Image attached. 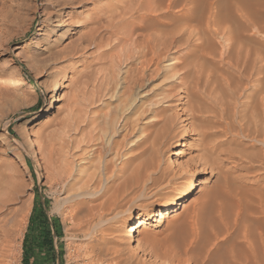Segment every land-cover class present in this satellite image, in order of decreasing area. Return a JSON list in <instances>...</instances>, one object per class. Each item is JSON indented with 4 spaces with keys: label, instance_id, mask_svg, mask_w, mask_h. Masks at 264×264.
Instances as JSON below:
<instances>
[{
    "label": "rangeland",
    "instance_id": "obj_1",
    "mask_svg": "<svg viewBox=\"0 0 264 264\" xmlns=\"http://www.w3.org/2000/svg\"><path fill=\"white\" fill-rule=\"evenodd\" d=\"M144 1L89 0L86 7L60 10L53 0H0V171L11 176L14 188L0 208V264H160L166 261V246L182 248L197 232L200 245L212 230L221 229V207L232 215L237 193L246 197L244 218L255 236L259 230L264 232V0ZM169 1L166 12L163 5ZM144 7L157 14L143 18L148 12ZM242 8L250 10V16L243 15ZM70 12L91 18L89 28L80 24V33L91 28L97 43L68 51L80 37V33L68 35L77 24L72 19L63 37L56 40L54 26ZM155 32L174 38L175 46L168 53L162 50L169 57L163 58L159 73L140 71L146 36ZM70 59L75 66L65 73ZM172 60L178 62L170 65ZM56 81L62 89L51 115L27 124L30 112L43 108L51 98ZM186 88L194 90L190 100L200 110L197 115L189 114L188 101L183 104ZM172 98L175 105L168 111L177 120L159 141L154 168L142 167L127 181L133 174L128 169L139 162L133 158L148 127L160 120L166 100ZM186 114L189 122L184 125L181 118ZM117 120L123 130H114ZM25 126L33 142L23 133ZM2 132L21 146L25 143V148L10 149ZM183 134L178 162L184 164L190 155L194 159L191 170L181 174L169 157ZM32 145L37 158L31 153ZM50 145L62 150L47 161L41 153ZM92 148L89 160L93 162L84 165L80 160ZM66 157L74 180L65 178L67 166L61 161ZM193 171L201 184L198 192L178 213H167L162 226L156 227L152 220L145 225L149 229L141 226L137 238L147 250L129 259L128 251L122 250L125 244L114 238L116 220L128 225L130 212L148 217L150 210L188 187ZM115 192L117 205L109 211L115 221L109 226L93 208ZM240 232H233L228 242L216 248L208 264L243 263L250 247L241 241ZM150 233L163 248H155L159 259L147 243Z\"/></svg>",
    "mask_w": 264,
    "mask_h": 264
},
{
    "label": "bare ground",
    "instance_id": "obj_2",
    "mask_svg": "<svg viewBox=\"0 0 264 264\" xmlns=\"http://www.w3.org/2000/svg\"><path fill=\"white\" fill-rule=\"evenodd\" d=\"M89 0H53V2L55 4H57L58 6H61V8H59L60 10H63L64 8H69L70 6L72 7H76V6H84L86 7V3L88 2ZM147 1V0H145ZM144 1V2H145ZM164 1V0H163ZM172 1V0H171ZM158 2V1H157ZM250 2V1H249ZM147 3V2H146ZM155 3V2H154ZM134 4V3H133ZM213 4V3H212ZM233 4V3H232ZM235 4V3H234ZM240 4V3H239ZM246 4H247V1H246ZM142 6L140 7H143L144 4H141ZM173 5V4H172ZM238 5V4H237ZM241 5V4H240ZM148 6H151L148 4ZM146 5V7H148ZM161 6V5H160ZM165 6L164 8H166V10H163V11H166V12H169V9L171 7V3L169 1V3H167L166 5H163ZM218 6V5H217ZM239 6V5H238ZM249 6V5H247ZM153 7V6H152ZM158 7V5H157ZM235 7V5L233 6ZM136 8V7H134ZM151 8V7H150ZM150 8H145L146 9L145 11H148L146 12L144 15H143V18H148V17H151L152 18V15H155L157 13H154V11H150ZM239 8H241L239 6ZM138 9V7L136 8ZM135 9V10H136ZM143 8H139V10ZM143 9V10H144ZM157 9V8H156ZM238 9V7H237ZM245 12H243L244 14L243 15H246V16H250V14H247L249 13L248 10L246 12V9L242 8ZM249 9V7H248ZM138 11V10H137ZM140 13V12H139ZM246 13V14H245ZM61 15V14H60ZM67 15V14H66ZM69 15V14H68ZM122 15V14H121ZM65 16V15H64ZM119 16V14H118ZM140 16V15H139ZM211 16V15H210ZM230 16V15H229ZM66 17V16H65ZM54 18V17H53ZM52 18V19H53ZM160 18V17H159ZM250 19V17H248ZM52 19L50 21H52ZM56 19V18H55ZM74 20V22H77L76 24V27H72L69 31H68V35H73V34H79L81 32V29L79 28V26L82 25V27H86V28H89L90 27V23H91V18H86V17H82V15L80 13H77V12H73L71 13L70 12V15L68 16V18H66L65 20L63 18H60V20L58 19V22L57 24H55L54 26V31L56 32V40H59L63 37V33L68 29V27L71 25V21ZM209 19V18H208ZM245 19V18H244ZM220 21V19H219ZM84 22V23H83ZM249 22V21H248ZM52 23V22H50ZM135 23V22H134ZM145 23V22H144ZM220 23V22H219ZM81 24V25H80ZM168 24V23H167ZM208 24V23H207ZM214 24V23H213ZM248 24V23H247ZM134 25V24H133ZM165 25V24H164ZM215 25V24H214ZM217 25V24H216ZM141 26H143V24H141ZM140 26V28H141ZM146 26V25H145ZM150 26V25H149ZM249 26V25H248ZM144 27V26H143ZM217 27V26H216ZM247 27V26H246ZM93 28V27H92ZM245 28V27H244ZM221 29V28H220ZM247 29V28H246ZM249 29V28H248ZM140 30V29H139ZM180 31V30H178ZM230 31V30H229ZM228 31V33H229ZM213 32V31H212ZM220 32V31H219ZM231 32V31H230ZM97 33V32H96ZM115 33V32H113ZM140 35H142V32H140ZM151 33V32H150ZM145 34L147 35L146 36V44L145 46H143V50L141 52V55H140V71H145V70H152V72H158V70H160V67H161V62L163 61V58L166 57V53L165 51L167 52L169 49H171L172 47V44H173V40L174 38H172L171 36H168L167 35L165 36L164 34ZM164 33V32H163ZM166 33V32H165ZM227 33V32H226ZM225 33V34H226ZM227 33V34H228ZM168 34V33H167ZM224 34V33H223ZM231 34V33H230ZM229 34V35H230ZM127 35V34H126ZM125 35V36H126ZM137 35H139L137 33ZM144 35V37H145ZM162 35V36H161ZM182 36V35H181ZM228 36V35H227ZM128 37V36H127ZM133 37V36H131ZM137 37V36H136ZM141 37V36H140ZM228 37H231V36H228ZM232 37H233V33H232ZM126 38V37H124ZM130 37H128L129 39ZM138 38V37H137ZM235 38V37H234ZM233 38V39H234ZM131 39V38H130ZM232 39V38H231ZM78 41L74 42L73 44L71 43V46L68 47V51H72V50H77L79 49V45L80 46H83L86 47L84 44L85 43H97V40H96V35H95V32L94 30L92 31V29H87V31L84 33V34H81L80 33V37L77 39ZM123 40V38H122ZM126 40V39H125ZM179 41V40H178ZM136 42V40H135ZM138 42V41H137ZM177 42V41H176ZM233 42V41H232ZM140 43V42H139ZM87 44V45H88ZM250 44V43H249ZM248 44V46H249ZM134 45V44H133ZM138 45V44H137ZM174 45V44H173ZM141 46V45H140ZM175 46V45H174ZM233 46V45H232ZM231 46V47H232ZM82 48V49H83ZM137 48V47H136ZM141 48V47H140ZM145 48V49H144ZM233 48V47H232ZM163 49H165V51H162ZM248 49V48H247ZM251 49V48H250ZM141 50V49H140ZM169 52V51H168ZM167 52V53H168ZM238 52V51H237ZM247 52V51H246ZM251 52V50H250ZM249 53V51H248ZM238 54V53H237ZM252 54V53H251ZM73 56V55H71ZM168 56V55H167ZM188 56V55H187ZM238 56V55H237ZM250 56V55H249ZM248 55L246 57H249ZM169 57V56H168ZM240 56H238L239 58ZM251 57V56H250ZM249 57L248 60H250L251 58ZM247 61V59H246ZM251 61L253 62V59H251ZM250 61V63H252ZM178 62V60H172L170 62V65H175L176 63ZM236 63V62H235ZM238 63V62H237ZM239 63H240V60H239ZM246 65V63H245ZM249 65V64H248ZM75 66V61L74 59H70L68 64L66 66H64V72H68V71H71L73 69V67ZM237 66V65H236ZM252 66V64H251ZM250 66V67H251ZM235 67V66H234ZM239 67V66H238ZM237 67V68H238ZM189 69V68H188ZM235 69V68H234ZM243 69V68H242ZM251 69V68H250ZM253 70V69H252ZM138 71V70H137ZM185 71V70H184ZM198 71V70H197ZM247 71V70H246ZM159 73V72H158ZM197 73V72H196ZM133 74V73H132ZM141 74V73H139ZM138 74V77L141 76ZM253 74V73H252ZM195 77V76H194ZM251 77V75H250ZM200 78V77H199ZM198 78V79H199ZM134 79V78H133ZM136 79V78H135ZM129 80V79H128ZM137 80V79H136ZM139 80V79H138ZM250 80V79H249ZM148 81V80H146ZM185 81V80H184ZM132 82V81H131ZM130 82V84H131ZM251 82V81H250ZM206 83V82H205ZM184 84V83H183ZM195 86V85H194ZM185 87V86H184ZM200 87V86H199ZM207 87V86H206ZM175 88V86H174ZM194 88V87H193ZM62 89V86H61V82H58L56 81V83L54 84V88L51 92V98L46 102V105L43 107V108H39V109H36V111H33V112H30V114L32 115L31 117L27 118L25 121L27 122V124H32L36 118H43V117H46L48 115H51V113L53 112L57 102L60 100L58 94H59V91ZM171 89V88H169ZM187 89V88H186ZM192 88H190L191 90ZM212 89V88H211ZM190 90H186L185 93H187L186 95L185 94H182V98L183 99H187L183 102V104L187 103V101L190 103V107L188 109L189 111V114L190 115H194V112H195V115L196 112L200 111L195 105H193L191 103V96L193 95L192 92H190ZM170 91V90H169ZM196 91V90H195ZM165 93V92H163ZM196 92H194L195 94ZM204 95V94H203ZM214 94H212V97H213ZM262 95V94H261ZM198 97V95H197ZM201 97V96H200ZM167 98V97H166ZM180 98V97H179ZM214 98V97H213ZM217 98V97H216ZM194 99V98H193ZM210 99V97H209ZM166 106L167 107H164V109H162V117L160 118V120H158L156 123L154 124H151L152 126L148 127V132L146 133V135L144 136V141L139 145V152L137 154H135L134 156V160H139L138 164L136 165V167H130L128 169L131 170L133 172L132 175H129V177H127V181L131 178L134 177V173L137 174L139 173V171L141 170L142 167H145L146 169L147 168H154L155 164L153 163L154 162V159L156 158V156L159 155V151L160 149L157 148V146H159V141L162 140L165 135L167 133H169L176 120H177V117L174 116L172 113H169L168 110H171V108L175 105L174 103V100L173 98L172 99H168L166 100ZM193 103H196V102H193ZM262 103H263V100H262ZM216 104V103H215ZM130 105V104H129ZM198 105V104H196ZM263 106H264V103H263ZM169 107V108H168ZM184 107V106H183ZM199 107V106H198ZM182 109V107L180 108ZM184 109L187 110V107H185ZM159 110V109H158ZM185 111V110H184ZM250 111V110H249ZM253 111V110H252ZM263 111H264V108H263ZM158 112V111H157ZM186 112V111H185ZM145 113V112H144ZM174 113V112H173ZM29 114V115H30ZM155 114V113H154ZM189 114H186L185 116H183L181 118V122L182 124H187L189 122ZM143 116V114H142ZM141 116V117H142ZM138 117V116H137ZM136 117V118H137ZM120 118V117H119ZM158 118V117H157ZM121 120V118L119 119ZM263 120V119H262ZM123 121V120H122ZM139 121V120H138ZM120 121L117 120L116 124L117 125H114L115 128L114 130L115 131H118L119 129L121 130L122 128H120L121 124H119ZM128 126V125H127ZM128 128V127H127ZM132 128L134 129V126H132ZM131 128V129H132ZM28 126H25L24 129H23V133H25L27 135V138H28V142H33L32 139H31V135L29 133V130H28ZM123 130V129H122ZM135 130V129H134ZM95 131V130H94ZM93 131V132H94ZM128 131V130H127ZM130 131V129H129ZM133 131V130H132ZM202 131V130H201ZM202 133V132H201ZM1 138L3 139L4 143L10 147V149H16L17 147H20L21 145H19V143H17V140L11 136L10 134H7L5 132H2L1 133ZM119 134V133H118ZM130 135V134H129ZM123 136H127V134L123 135ZM122 138V137H121ZM186 138V134H183V136L181 137V139H179V141L177 142L176 146H175V149H173L172 153H171V156L169 157V162H172V161H175L179 166V172L182 174V173H185L186 171H189L191 170V161L193 158V155H190L189 157H187V159L185 160L184 164H180L178 162V159L181 155V152H182V149H180L179 147L180 146H183V140ZM62 139V138H61ZM60 139V140H61ZM93 139V138H92ZM109 139V138H108ZM52 140V139H51ZM127 140V139H126ZM201 142V141H200ZM209 142V141H208ZM106 143V142H105ZM110 143V142H109ZM107 144V143H106ZM102 145V144H101ZM25 148V143L22 144L21 147ZM65 146V145H64ZM108 146V145H107ZM206 146V145H205ZM20 147V148H21ZM58 147V146H57ZM93 147V146H92ZM32 150H31V153L33 151L34 155H35V158L39 157V153L38 151H36L35 147L32 145ZM19 149V148H18ZM23 149V148H22ZM116 149V148H115ZM212 149V148H211ZM44 150V149H43ZM62 150V148L60 149H55L53 146H47L46 148V152H42V156L44 159H47V161H49L52 157H53V154H55V152H60ZM120 150V149H119ZM41 151V150H40ZM91 153L90 155H88V157H86L85 159H82L80 161H82V163L84 165H88V164H92L93 160L90 161V156L92 154H94V151H93V148L91 149ZM219 151H222V150H219ZM188 153V152H187ZM58 154V153H57ZM203 154V153H202ZM64 155V154H63ZM57 157V156H56ZM159 157V156H158ZM208 158V157H207ZM206 158V159H207ZM62 159H65V158H62ZM143 159V160H142ZM52 160V159H51ZM67 161V163L63 162V161ZM61 161L62 163H64V166L66 165L67 167H65V176L67 175V177H65L66 179H75V175H73V171L72 169L73 168H68V165H70V160L66 159ZM69 160V161H68ZM142 160V161H141ZM156 160V159H155ZM90 161V163H88ZM206 161V160H205ZM43 162V161H42ZM136 162V163H137ZM206 164V163H205ZM208 164V162H207ZM206 164V165H207ZM63 165V164H61ZM104 165V164H102ZM46 166V165H45ZM71 167V166H70ZM86 167V166H85ZM208 167V166H207ZM49 168V167H48ZM62 168V167H60ZM206 168V167H205ZM63 169H61L62 171ZM102 170V169H101ZM137 170V171H136ZM49 170L46 169L45 172H48ZM59 171V170H58ZM126 171V170H125ZM135 171V172H134ZM214 171V170H213ZM115 172V171H114ZM123 171L121 170L120 173H122ZM96 173V172H95ZM93 174L90 176V179L92 180L94 178V175L96 174ZM103 173V172H102ZM119 173V174H120ZM124 173V172H123ZM43 174V173H42ZM41 174V175H42ZM62 174V173H61ZM101 174V172H100ZM99 174V175H100ZM179 174V173H178ZM63 175V174H62ZM61 175V176H62ZM89 175V174H88ZM121 175V174H120ZM123 175V174H122ZM193 175H194V178L188 182V187L186 189H184L180 195L171 200L170 202H166V203H161L160 205H158L157 207H154L152 210H150L149 214H148V217H143L141 215H143V213H139L138 216H135V213L134 212H130L129 214V217H128V225L124 224V221L121 222V221H118L116 220V225H115V231H114V238L118 239V241H121L122 243L125 244V246L122 248V250H127L128 251V254L130 256L129 259H131L132 257H136V254L139 253V252H142V251H145L147 250L146 247H145V244L143 243L142 240H139L137 238V233H139L140 231V228L141 226L145 227V225L148 224L149 221H155L156 223L154 224L156 227H159V226H162L163 224V217L167 214V213H173V214H176L178 213L181 208H185V206L189 203V199L191 197H193L197 192L198 190L200 189V186L201 184L199 183V176H198V172L197 171H193ZM103 176V175H102ZM127 176V175H126ZM126 176H123V177H126ZM11 177V176H10ZM10 177L0 171V208H2V205H5V202L7 200H9L11 198V195H12V192L14 190L13 188V183L12 181L10 180ZM60 177V176H59ZM107 177V176H106ZM63 178V177H62ZM83 178V177H82ZM61 179V178H60ZM126 179V178H125ZM64 180V179H63ZM67 180V181H68ZM62 181V180H61ZM66 181V182H67ZM85 181V180H84ZM251 181V180H250ZM87 182V180H86ZM124 182V181H123ZM126 182V180H125ZM124 182V183H125ZM186 182V183H187ZM89 183V182H88ZM100 183V181H99ZM128 183V182H127ZM97 184V183H96ZM118 184V183H117ZM104 185V184H103ZM120 185V184H119ZM94 186V185H93ZM100 186V185H99ZM121 186V185H120ZM126 186V185H125ZM70 188V187H69ZM245 189V188H244ZM225 190V188H224ZM223 190V191H224ZM222 191V190H221ZM102 192V191H101ZM107 192V191H106ZM112 192V191H111ZM237 192V191H236ZM116 193V192H115ZM245 194V193H244ZM109 195V194H108ZM118 193L116 194H111L108 198L106 197L102 202L98 203L99 205L96 207L93 208V210H97L98 214H99V217H101V222L105 223V224H108L109 226L110 225H113L112 223L115 221V218L112 216L110 217L109 216V211H111L113 209V207L116 204V201H117V196ZM75 196V195H74ZM235 201L237 202V206H236V210L235 208H233L235 211L232 215H228L225 210H224V207L222 206L221 207V210H220V213H221V220H222V228L219 229L220 227H218V230H212L214 231L213 234L211 236H206V238H204V240L201 242L200 245H198V241L200 240L199 236L200 234L197 233H194V236H192L193 240L191 243H186L185 246H183L182 248L180 247H175V246H164L165 247V250L163 251L165 254H166V261L165 260H162L161 258V262L159 261L158 263L160 264H208L209 262V259H210V255L214 252V250L216 248H220V246L222 244H224L225 242H228L231 237H232V234L233 232L235 233L236 231L239 233V231L241 230L240 232V236L242 237L243 240L241 241H244L249 247H250V252H249V255L247 256L246 253L243 255L244 258L241 256V259L243 263L241 264H264V232L262 230H259L258 231V236H255V229H253L252 225H249L247 223V221L245 220V216H246V211L244 210V205H245V201H246V197L244 195H242L241 193L238 195L235 194ZM230 197V196H229ZM260 197V196H259ZM13 198V197H12ZM209 198V196H207V199ZM82 199V198H81ZM206 199V200H207ZM226 201V200H225ZM263 201V200H262ZM7 203V202H6ZM247 203V202H246ZM262 203V202H261ZM233 204V203H232ZM249 204V203H248ZM74 205V204H73ZM88 205V204H87ZM234 205V204H233ZM77 208V207H76ZM203 208V207H202ZM200 208V209H202ZM72 209V208H71ZM225 209H226V206H225ZM77 210V209H76ZM229 211V210H228ZM83 212V211H82ZM89 212V211H88ZM262 213H264V211H262ZM216 214V213H215ZM249 214V213H248ZM119 215V214H118ZM147 215V214H146ZM258 215V214H257ZM260 215V214H259ZM85 216V215H84ZM262 216L264 217V215L262 214ZM262 218V217H261ZM23 219V218H22ZM256 219V217H255ZM260 218L258 217V220ZM264 219V218H263ZM261 220V219H260ZM251 221V220H250ZM261 221H264V220H261ZM194 223V222H193ZM218 223V222H217ZM264 223V222H263ZM197 224V223H196ZM208 225V224H207ZM195 227V226H194ZM206 227V225H205ZM146 229H149L148 227H145ZM258 229V228H257ZM199 230V229H198ZM145 233V232H144ZM154 233H158V232H154ZM212 233V232H211ZM205 234V233H204ZM237 234V233H236ZM147 236V235H146ZM151 236V237H150ZM239 236V237H240ZM148 237V236H147ZM259 237V245H257V243H255V240L258 241ZM199 238V239H198ZM146 239V238H145ZM147 243L151 246V249L152 251L154 252L155 254V248L159 247V248H162L161 246H159V244L157 243V237L156 235H149V240L147 239ZM188 241V240H186ZM258 241V242H259ZM159 242V241H158ZM183 243V242H182ZM194 243H197V245H195ZM11 244V243H10ZM162 244V243H161ZM115 245V244H114ZM147 245V246H149ZM167 245V244H165ZM212 245V247L210 246ZM256 246H259L257 249ZM14 247V246H13ZM109 247V246H108ZM234 247V246H233ZM8 248V247H6ZM232 248V247H231ZM247 248V247H246ZM163 249V248H162ZM233 249V248H232ZM7 250V249H6ZM247 249V252L249 251ZM112 251V250H111ZM244 251V250H243ZM246 251V249H245ZM5 252V251H4ZM120 252V251H119ZM117 253V252H116ZM145 253V252H144ZM235 253V252H234ZM252 253V254H250ZM9 254V253H8ZM142 254V253H141ZM3 255V254H2ZM111 255V254H110ZM253 257H252V256ZM5 256V255H4ZM159 256V255H158ZM157 256V254H155V258L159 259ZM251 256V258H250ZM6 257V256H5ZM245 257H249L248 259ZM116 259V258H115ZM4 260V259H3ZM114 261V260H113ZM231 261V260H230ZM238 262V261H237ZM253 262V263H252ZM138 263V262H136ZM230 263V262H229ZM240 263V262H239ZM238 263V264H239ZM139 264V263H138ZM144 264V263H143ZM153 264V263H152ZM157 264V263H156ZM235 264V263H234Z\"/></svg>",
    "mask_w": 264,
    "mask_h": 264
},
{
    "label": "crops",
    "instance_id": "obj_3",
    "mask_svg": "<svg viewBox=\"0 0 264 264\" xmlns=\"http://www.w3.org/2000/svg\"><path fill=\"white\" fill-rule=\"evenodd\" d=\"M34 218H36V214H34V217H32V220L34 219ZM34 222V221H33ZM32 222V223H33ZM40 224H43L42 222H40ZM44 225V224H43Z\"/></svg>",
    "mask_w": 264,
    "mask_h": 264
}]
</instances>
